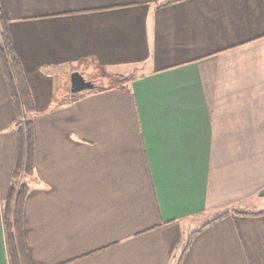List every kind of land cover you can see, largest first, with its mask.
<instances>
[{"label": "crops", "instance_id": "obj_1", "mask_svg": "<svg viewBox=\"0 0 264 264\" xmlns=\"http://www.w3.org/2000/svg\"><path fill=\"white\" fill-rule=\"evenodd\" d=\"M0 1L35 104L32 264H175L187 241L182 264H264V214H238L264 213V0ZM92 67L132 79L73 97ZM15 120L0 62V264Z\"/></svg>", "mask_w": 264, "mask_h": 264}, {"label": "trees", "instance_id": "obj_2", "mask_svg": "<svg viewBox=\"0 0 264 264\" xmlns=\"http://www.w3.org/2000/svg\"><path fill=\"white\" fill-rule=\"evenodd\" d=\"M0 62L15 106V127L18 132L17 158L12 175L13 181L2 207L5 242L9 264H32L24 231V208L30 188L24 180L34 175V120L31 114L35 111V104L25 78L18 51L11 36L9 23L5 17L1 1ZM104 78L107 81H111L112 84L94 90H107L116 87L125 88L132 79L121 76H105ZM73 97L77 96L73 95ZM229 213L230 211H226L218 218L225 217ZM238 214L260 216L264 213L238 211ZM217 220L215 219V221ZM188 240H191V238ZM188 248L189 243L187 241L182 253L177 257L175 264H182Z\"/></svg>", "mask_w": 264, "mask_h": 264}, {"label": "rangeland", "instance_id": "obj_3", "mask_svg": "<svg viewBox=\"0 0 264 264\" xmlns=\"http://www.w3.org/2000/svg\"><path fill=\"white\" fill-rule=\"evenodd\" d=\"M99 70L98 69H96L95 67H92V68H90L87 72H86V78H87V80H92L91 78H95V75L97 74V72H98ZM93 76V77H92ZM104 76V75H103ZM105 77V76H104ZM104 77H99L98 79L96 78V80H93L95 83H96V85H97V88L99 89V88H101V87H107V86H109V85H111L112 84V82L111 81H107V80H105V78ZM110 77H115V76H110ZM121 77H127V76H121ZM129 78H130V76H128ZM71 85V84H70ZM70 93V92H69ZM69 93H67V94H69ZM40 98V100H42V99H47V96H42V97H39ZM61 98H62V96H61ZM39 105V104H38ZM40 106V105H39ZM40 107H42V105L40 106ZM262 207H264V205H261V206H258L257 208L258 209H260V208H262ZM215 218V216H209L207 219H200L199 220V223H196V224H194L193 225V231L195 232L196 231V227H202V225H204L205 223H207V222H209L210 220H213Z\"/></svg>", "mask_w": 264, "mask_h": 264}, {"label": "water", "instance_id": "obj_4", "mask_svg": "<svg viewBox=\"0 0 264 264\" xmlns=\"http://www.w3.org/2000/svg\"><path fill=\"white\" fill-rule=\"evenodd\" d=\"M70 81V90L74 95L97 88V85L93 80H87L84 74L79 71L71 73Z\"/></svg>", "mask_w": 264, "mask_h": 264}]
</instances>
